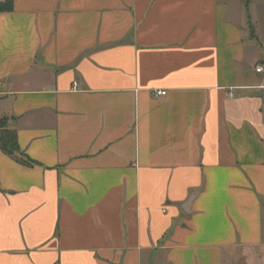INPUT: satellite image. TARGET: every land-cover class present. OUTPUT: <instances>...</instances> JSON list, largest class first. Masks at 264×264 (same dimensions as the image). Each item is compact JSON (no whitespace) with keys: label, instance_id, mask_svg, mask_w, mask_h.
Listing matches in <instances>:
<instances>
[{"label":"crops","instance_id":"obj_1","mask_svg":"<svg viewBox=\"0 0 264 264\" xmlns=\"http://www.w3.org/2000/svg\"><path fill=\"white\" fill-rule=\"evenodd\" d=\"M7 1L0 264H264V0Z\"/></svg>","mask_w":264,"mask_h":264},{"label":"trees","instance_id":"obj_2","mask_svg":"<svg viewBox=\"0 0 264 264\" xmlns=\"http://www.w3.org/2000/svg\"><path fill=\"white\" fill-rule=\"evenodd\" d=\"M12 2L7 1V2H2L0 3V11H10L12 10ZM5 126V119L0 120V127ZM0 147L1 149L8 153V154H13L15 150H17V143L15 140V134L11 130H6L2 132L1 137H0ZM22 163L29 165L30 162L27 160L22 159Z\"/></svg>","mask_w":264,"mask_h":264},{"label":"built area","instance_id":"obj_3","mask_svg":"<svg viewBox=\"0 0 264 264\" xmlns=\"http://www.w3.org/2000/svg\"><path fill=\"white\" fill-rule=\"evenodd\" d=\"M263 69H264V65H258L255 69V71L257 72H263ZM76 84H74L75 86ZM166 93V90H163V89H160V90H154L153 91V94L154 96H159V95H164Z\"/></svg>","mask_w":264,"mask_h":264}]
</instances>
